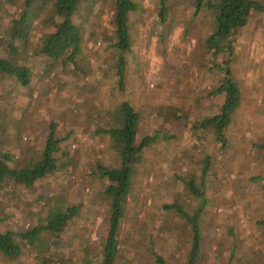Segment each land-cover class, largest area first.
<instances>
[{
  "label": "rangeland",
  "instance_id": "374dc122",
  "mask_svg": "<svg viewBox=\"0 0 264 264\" xmlns=\"http://www.w3.org/2000/svg\"><path fill=\"white\" fill-rule=\"evenodd\" d=\"M137 1L121 87L117 57L109 47L112 10L106 3L81 9L79 20L87 29L74 63L52 65L30 47L20 51L32 67L28 85L0 76V149L12 154L11 166L40 157L51 122L56 135L64 137L52 173L31 186L0 183V229L38 225L54 205L76 208L59 236L43 232L39 241L24 240L21 254L0 255V264H36L41 254L63 264H101L110 202L103 193L108 181L97 165L118 163L102 130L123 100L139 114L137 140L144 135L153 139L131 176L114 264H155L152 251L168 264H186L195 232L200 239L197 264H264L258 224L264 218V150L257 146L264 143V10L252 13L230 53L213 57L205 42L212 27L207 10L195 14L192 0H165L170 7L162 22L159 0ZM14 12L5 6L1 28ZM41 31L40 26L32 31L29 46L37 47ZM0 51L4 55L2 45ZM225 67L241 98L222 146L198 125L217 113L224 100L223 91L215 90L226 84ZM190 178L200 196L190 192ZM173 203L184 212L163 207Z\"/></svg>",
  "mask_w": 264,
  "mask_h": 264
},
{
  "label": "trees",
  "instance_id": "16d2710c",
  "mask_svg": "<svg viewBox=\"0 0 264 264\" xmlns=\"http://www.w3.org/2000/svg\"><path fill=\"white\" fill-rule=\"evenodd\" d=\"M193 13L207 10L212 15V27L206 38V47L211 49L212 56L219 52L230 53L237 33L246 26L255 11H263L264 5L259 0H192ZM106 3L112 10L110 23L112 32L109 47L114 51L116 58L115 71L118 84L121 87L124 77L125 53L131 50L133 32L131 29V15L139 9L137 0H0V20L5 11V6L10 5L16 9L7 18L4 28L0 27V45L4 49V55L0 51V76H11L19 84L28 85L32 76V67L28 56L22 58L20 51L34 49L35 56L51 59V64L59 63L62 67L68 63H74L76 54L80 51L83 35L87 26L81 18V9H91L95 4ZM169 4L165 0H159L158 16L165 22ZM87 14V13H85ZM82 15V14H81ZM86 16V15H85ZM40 26L42 31L38 34L37 47L29 46L32 31ZM3 41L6 43L3 44ZM21 44V45H20ZM227 51V52H226ZM26 55V54H24ZM225 83L215 91L222 90L224 100L217 113L202 119L198 127L208 128L213 138L225 146L227 143L224 130L230 124L231 116L240 103V90L236 80L232 77L228 67ZM111 123L102 131L110 137L111 146L117 151L118 163L115 166L97 165V172L106 178L108 183L103 189L109 200V213L107 218V236L102 247L101 264H114L117 252V236L120 221L124 211V200L130 188L131 176L134 167L139 161L142 150L153 139V136L144 135L137 140V125L139 114L126 100L118 103L112 110ZM64 137L56 135L55 124L50 123L40 157L20 167L9 164L13 160L12 154L0 149V183L9 181L13 184L31 186L37 178L46 176L56 169L55 153L59 149V142ZM257 146L264 150V143ZM210 158L205 159L204 173L209 165ZM256 179V177H254ZM262 188L264 189V178ZM191 193L197 196L201 192L196 187L192 178L187 182ZM166 209H174L183 213L179 204H164ZM75 206H69L65 210L60 205H54L48 209L45 221L40 219L38 225L28 226L26 230L14 231L9 228L0 229V255L7 258H15L21 254L24 240L34 242L41 240L43 232L59 236L65 227L71 223V218L76 215ZM3 220L0 214V223ZM264 235V218L258 220ZM199 234L195 232L186 264H197ZM152 246V242L150 243ZM155 264H168L164 257L152 251ZM25 264V263H23ZM36 264H63L61 260H55L51 256L41 254ZM89 264V263H86Z\"/></svg>",
  "mask_w": 264,
  "mask_h": 264
}]
</instances>
